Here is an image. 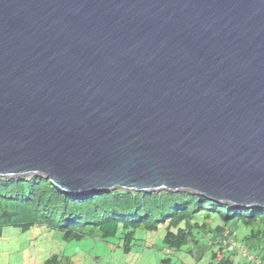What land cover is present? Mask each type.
<instances>
[{
  "label": "water",
  "instance_id": "water-1",
  "mask_svg": "<svg viewBox=\"0 0 264 264\" xmlns=\"http://www.w3.org/2000/svg\"><path fill=\"white\" fill-rule=\"evenodd\" d=\"M264 208V0H0V177Z\"/></svg>",
  "mask_w": 264,
  "mask_h": 264
},
{
  "label": "trees",
  "instance_id": "trees-1",
  "mask_svg": "<svg viewBox=\"0 0 264 264\" xmlns=\"http://www.w3.org/2000/svg\"><path fill=\"white\" fill-rule=\"evenodd\" d=\"M213 217L222 222L214 230L209 222ZM160 224L165 226L162 242L168 248L180 251L187 245L186 252L193 253L211 237L212 242L207 244L209 263L247 264L240 261L236 251L226 250L217 241L231 225L240 224L248 232L241 238L234 234V239L250 244L249 250L264 259V208L261 207L238 208L189 191L116 189L96 195H72L41 175L0 177V235L8 226L25 231L42 225L58 231L66 241L87 236L105 240L117 237L128 252L136 239L137 228L155 231ZM169 260L164 258V264ZM43 264L73 263L68 256L53 254Z\"/></svg>",
  "mask_w": 264,
  "mask_h": 264
},
{
  "label": "rangeland",
  "instance_id": "rangeland-1",
  "mask_svg": "<svg viewBox=\"0 0 264 264\" xmlns=\"http://www.w3.org/2000/svg\"><path fill=\"white\" fill-rule=\"evenodd\" d=\"M209 222L213 230L222 224L215 217ZM230 228L234 229L238 238L248 232L240 224L231 225ZM164 234L163 224L155 231H146L139 227L135 230L136 239L131 249L125 252L122 241L117 237L105 240L87 236L81 240L66 241L58 231L42 225L25 231L8 226L4 227L0 235V264H43L53 254L68 256L73 264H164L163 259L166 257L170 258L168 264H211L207 248V244L212 242L211 237L208 241L204 240L206 244L189 253L185 250L187 245L180 251L165 246L162 242ZM251 252L254 253L253 250Z\"/></svg>",
  "mask_w": 264,
  "mask_h": 264
},
{
  "label": "built area",
  "instance_id": "built-area-1",
  "mask_svg": "<svg viewBox=\"0 0 264 264\" xmlns=\"http://www.w3.org/2000/svg\"><path fill=\"white\" fill-rule=\"evenodd\" d=\"M218 240L226 248V250L236 251L244 263L264 264V259L256 254L254 255V253L249 250L247 245L244 243H237L238 241L234 239V231L230 232V229L225 230L223 236Z\"/></svg>",
  "mask_w": 264,
  "mask_h": 264
},
{
  "label": "crops",
  "instance_id": "crops-1",
  "mask_svg": "<svg viewBox=\"0 0 264 264\" xmlns=\"http://www.w3.org/2000/svg\"><path fill=\"white\" fill-rule=\"evenodd\" d=\"M212 236L214 237V236H215V233H213V234H212ZM240 261H242V262H243V260H242V259H241Z\"/></svg>",
  "mask_w": 264,
  "mask_h": 264
},
{
  "label": "clouds",
  "instance_id": "clouds-1",
  "mask_svg": "<svg viewBox=\"0 0 264 264\" xmlns=\"http://www.w3.org/2000/svg\"><path fill=\"white\" fill-rule=\"evenodd\" d=\"M229 229H230V228H229ZM230 231H234V230H231V229H230ZM217 241H219V240L217 239ZM237 255H238V254H237ZM238 256H239V255H238Z\"/></svg>",
  "mask_w": 264,
  "mask_h": 264
}]
</instances>
